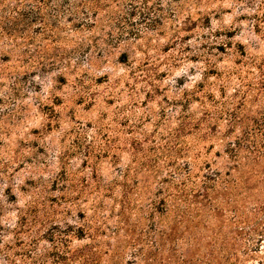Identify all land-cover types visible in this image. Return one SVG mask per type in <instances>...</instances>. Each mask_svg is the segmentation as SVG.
Segmentation results:
<instances>
[{"label": "rangeland", "instance_id": "rangeland-1", "mask_svg": "<svg viewBox=\"0 0 264 264\" xmlns=\"http://www.w3.org/2000/svg\"><path fill=\"white\" fill-rule=\"evenodd\" d=\"M81 1L0 0V264H264V0ZM228 150L250 192L155 250L158 190Z\"/></svg>", "mask_w": 264, "mask_h": 264}, {"label": "trees", "instance_id": "trees-1", "mask_svg": "<svg viewBox=\"0 0 264 264\" xmlns=\"http://www.w3.org/2000/svg\"><path fill=\"white\" fill-rule=\"evenodd\" d=\"M92 1L93 0H82L81 3L91 7L93 5ZM256 27L259 28L258 23L256 24ZM258 131L261 132L260 134L263 136L264 145V130H261L259 127ZM239 152L240 150H228L226 153L228 160L225 162L230 164V166H226V169L229 171L232 170L233 172L227 173V171H225L224 174L227 178L218 172H215L217 181L214 184H209L211 178L207 175H203V180L201 179L199 183H195L190 180V174L187 173V175L179 180L177 184L167 183V187L164 188L163 191L160 189L158 190L159 195L161 196H158L157 201H154L153 203V210L158 214V216H156L158 220L156 223L154 222L156 228L153 247L155 250H162L165 241H170L173 237L181 234L183 232L182 228H186L189 224L193 223L191 214L194 213L199 215L208 204L213 202L215 196V203L216 205H219L218 198H222L223 202L228 203L227 199H229L228 195L232 194L231 191L236 192L233 195H236L238 191H240L239 194H248L250 192V176H247L245 173V171H250L248 170L249 166H246L245 164H249V161L248 158L246 160L247 162L241 161ZM247 152L251 153L252 150H248ZM123 193V196L125 195L124 197H126L128 191L123 189ZM193 203L197 204V206L192 209L189 208V205ZM217 207L212 206V209L216 210ZM164 218H170V221H166ZM89 232L90 226L86 223L85 225H79L76 230L72 231V234L79 237L83 236L84 233L88 234ZM222 250L223 247L221 246V251ZM86 252L87 253L85 254L81 253L84 258V262L81 264H86L91 261L90 256H92L94 252H92L91 248H87ZM214 252L215 250L210 249L204 254V257L198 262V264H218L215 263L216 259ZM67 255L69 256L67 257ZM63 257L65 259L72 257L75 258V255H72V253H69L68 251L63 254ZM149 259L152 260L155 259V257Z\"/></svg>", "mask_w": 264, "mask_h": 264}]
</instances>
